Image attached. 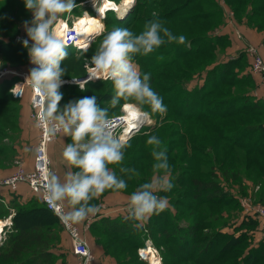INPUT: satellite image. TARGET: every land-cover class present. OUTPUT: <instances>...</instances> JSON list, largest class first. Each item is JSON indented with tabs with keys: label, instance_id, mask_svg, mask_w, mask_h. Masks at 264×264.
<instances>
[{
	"label": "trees",
	"instance_id": "obj_1",
	"mask_svg": "<svg viewBox=\"0 0 264 264\" xmlns=\"http://www.w3.org/2000/svg\"><path fill=\"white\" fill-rule=\"evenodd\" d=\"M201 1L207 3L206 0ZM213 1H210L211 5H214ZM249 2L252 7L247 11V22L258 29H263L264 0H249ZM201 5L200 0H184L181 4L173 7V9L180 10L183 8L181 10H185V12L190 10L182 15V19L188 24L189 29L195 28V30L190 32L186 39L192 43L203 45V51L200 52V55L206 56V54L210 55L209 51L214 53L215 47L220 44L221 40H223L221 43H227V39L226 36H212L208 34L207 28H202L207 24L208 20L212 21L214 8L204 9L200 8ZM240 5L241 3L237 2L233 7L237 9ZM173 9L168 15L170 20L174 16ZM114 15L116 16L115 13L107 14L104 23H107L108 18ZM9 23H12V21L0 17V27L4 28L5 24L9 25ZM101 36L102 34L98 38ZM177 46L175 44L172 45L174 49ZM6 47L11 49L10 44L0 42V53ZM67 48L76 49L75 47ZM239 58L218 63L207 69L202 83L191 89L183 87V84L177 81H173L167 87L164 86L162 88L163 93L169 95L165 96L163 103L172 105L171 109H168L169 114L181 121H178L177 125L171 122L156 129L159 120H162L163 117L160 115L158 118L155 117L157 120L156 124L144 127L134 135L141 136V139L137 140L133 146H130V153H126L127 157L125 156L123 163L116 165V173L123 175L124 172L121 171V168L132 169L137 161L147 157L146 161L139 165V169L134 175V179H136L134 188H139L138 186H140L141 182H145L147 180L146 177L153 172L152 165L155 163L151 155L153 146L148 145L146 141L152 131L159 130L156 136L164 142L163 147L167 149L168 162L172 168V183L174 187L169 193L180 192L179 194H181L179 195L180 197L169 199V204L175 208V211L168 207L159 215H152L144 224L128 219V215L113 218L101 217L90 223L89 229L92 235L98 238L97 241L102 244L105 252L116 259V264H133L132 261H120V251L125 252L119 248L122 244L136 252L137 264H147L137 252L139 248L145 247L147 240L151 241L152 245L159 250L163 264H181L184 258L196 264H203L204 260L202 257L204 255L202 254L211 252L213 249L214 256L208 261V264H264V238L261 236V239L254 241L258 220L242 215L239 223L230 222L229 220L233 219L241 208L238 198L234 195L235 193H232L233 191L228 192L227 188L223 187L225 184L214 173L210 179L201 180L188 170L187 165L181 167L180 165L190 157L188 151L191 147H187L186 141L181 140L179 137V139L174 138V136H180L183 131L186 132L187 129L189 133L186 134L190 136L188 140L194 144L192 146L193 151L201 152L204 149L201 147L204 144L201 143L203 138L201 139L200 137L202 127L205 123L212 121L211 125L207 126V131H209L207 133L214 148V160L218 161V164L216 163L218 166L216 171L220 172L226 183L235 182L240 185L242 179H250L251 177L253 188L254 186H259L256 191L257 195H254L256 201H264V159L254 158V156L264 158V149L255 145L259 139H264V124H261V122H249L247 124H229L224 127L217 126L214 128V122L219 121L220 118L224 120L225 118L232 119L241 114L247 116L260 114L264 110V101L256 99L250 94L223 95L212 102H208L209 99H207L208 97L214 98V87L224 84L225 75L231 62L239 60ZM183 72L187 74V71ZM1 80L0 88L4 85V87L6 86L10 89L17 78L9 77V79ZM92 81L86 83L84 88ZM63 86L77 87V85L72 84H62L61 87ZM101 97L105 99L107 95L103 93ZM214 109L221 112L219 118L218 115H214ZM167 118L169 119L168 115ZM203 120L205 122H202ZM187 122H191L189 127L185 125ZM249 135L255 136L253 145L242 143L241 148L245 153H235L233 146H236L239 140L241 141V139L243 140ZM131 139L132 137L126 144ZM179 141L181 143H178ZM206 150L209 149L206 148ZM239 162H241V166ZM130 183L133 185V181H130ZM169 193L164 192V195ZM244 193L241 192V194ZM241 194L239 193V195ZM35 200L38 199L36 198ZM10 202L9 205H6L5 201L0 197L1 220L12 213L9 211L10 209L13 211L12 224L4 230L5 236L0 244V261L3 264H51L52 259H54L53 249L59 240L60 228H58L57 220L54 218L57 215L47 209L39 200V204L34 201L36 203L35 206H24L18 202ZM204 204H213L216 207L224 208L226 210V218L223 217L222 208L219 212L214 210V223L219 222L220 219H225L223 222L229 224L233 231L231 233L228 231L227 233H222L223 230L217 228L211 234L203 233L207 226L204 225L201 217L210 216V209L200 211ZM185 210L195 214L196 218H192L190 222H183L180 217ZM98 232L105 235H100ZM222 234L226 235L223 240L219 239ZM158 239L161 244L156 241ZM112 245L115 246L113 247Z\"/></svg>",
	"mask_w": 264,
	"mask_h": 264
},
{
	"label": "rangeland",
	"instance_id": "obj_2",
	"mask_svg": "<svg viewBox=\"0 0 264 264\" xmlns=\"http://www.w3.org/2000/svg\"><path fill=\"white\" fill-rule=\"evenodd\" d=\"M78 0H76L77 2ZM117 1V3H120L122 0H114ZM124 1V0H123ZM184 0H133L130 4V7L127 11V13L123 15H114L108 18L107 23H103V30L100 34L102 36L98 38V36H94L90 38V41L80 49H74V48H67V51L69 53V56L61 62V67L65 69V75L62 77L63 80L65 79H72L79 77V75H82L83 72L85 73L84 63L86 60H90L91 57L95 54L97 51L103 37L107 35L108 32H110L113 27H122V28H128L132 30L137 35L144 30L145 24L153 19H159L163 22V25L167 27L174 35L177 37L180 35L187 36L190 32L194 31L195 28L189 29L188 24L182 19V15L190 10H180L173 9L177 4H181ZM211 0H206L207 3H203L200 0V8L204 9H212L214 8V16L212 17V21L208 20L207 24L203 26L202 28H207L208 34H210L212 31L214 32V35H216L222 27H226V25H229L231 27V37H238L239 39L243 38V34L241 31L235 26L234 22L236 23V20H245L246 23L247 18V11L251 9L252 4L249 2V0H214L212 3L214 5H211ZM241 3L239 8L234 9L235 3L237 4ZM209 3V4H208ZM234 3V5H233ZM183 7V6H182ZM192 8V7H191ZM83 7L79 6L76 7L70 15H78L81 13ZM173 9V18L170 20L168 19L169 12ZM193 9V8H192ZM155 12L157 14L156 17H153L152 13ZM110 15L112 13H109ZM68 13H65L62 15V17L67 16ZM69 15V16H70ZM87 16H90L89 18L84 17L86 20L90 18H97L94 14H87ZM0 17L2 19H8L9 21H12V23H9V25L5 24V27H0V42L10 44L11 49L4 48L2 53H0V68H9V69H15L22 72L30 73V69L32 67H35L30 63V57H29V51L27 48L23 46L22 40L23 39H29L26 33V30L24 28V22L30 21L32 19V13L26 10L24 0H0ZM259 19V18H257ZM99 20V19H98ZM6 23V22H5ZM99 23L101 25V22L99 20ZM234 26H232V24ZM249 24V23H248ZM238 26V25H237ZM255 28V26H252ZM166 39V38H165ZM227 39V37H226ZM223 40L220 41V44L216 46L214 53L209 51V54H206V56H201L200 52L203 51V45L199 43H192L188 39L184 43H178V42H171V43H165L160 48L156 49L153 53L142 56V55H134L133 61L139 66V69L141 73H151V80L150 84L152 89L157 92L163 99H165L166 93H163L162 88L165 86L167 87L169 84L173 83V81H177L183 84V87H187L188 89L191 86L199 85L201 82V78L206 74V70L211 68L212 66L227 62L231 59L239 58V60L232 61L230 64L229 69L226 73V79L224 81V84L222 86L214 87V98H207L209 99L208 102L214 101V99H219L223 95H239V94H250L252 97L256 99H261L264 101V94L260 93L258 88H261L260 85V77L259 75L253 73L251 71V56L247 53V48L250 46L248 44H245L243 47L235 49L233 52L226 51V48H228L229 42L227 39V43H221ZM20 43V44H19ZM178 45L175 49L172 47V45ZM18 45V46H17ZM32 41L29 39V47H31ZM253 47H257L261 49V45L255 44L252 45ZM260 51V50H259ZM261 54V53H260ZM209 55V56H208ZM262 56V55H261ZM176 57V58H174ZM263 58V56H262ZM264 60V58H263ZM211 63V64H210ZM205 66V67H204ZM232 69V73H231ZM183 71H187L183 72ZM11 77L10 75L5 76L2 80L9 79ZM1 80V81H2ZM232 82V83H231ZM235 82V84H233ZM60 93L62 94L63 98L60 101V108L63 109L65 105H67L69 102L75 101L78 98H82L85 96H93L95 95L97 97V103L103 108L108 109V114H119L120 113V107L122 104L126 103L123 99L120 100L119 104H117L115 107H112L110 104V101L112 97L115 95V90L113 86V82L111 80H103V79H95L94 81L90 82L88 86L84 88V90H81L78 86H63L59 89ZM166 92V91H165ZM105 93L107 97L103 99L101 95ZM25 96V95H24ZM22 97L20 99L13 98L11 95L10 89H8L6 86H1L0 88V171L3 170H10L9 172L15 170L19 165L24 166V162L28 160V158L31 156L33 149V134L34 130L30 126L28 129L22 133V129L18 124V117H19V111L22 105L26 102L25 97ZM164 101V100H163ZM134 102V101H133ZM168 109L172 107L170 104H165ZM141 111L147 112L153 120V126L156 124L157 120L155 117L158 118V116H162L163 119L159 120V124L156 129H159L162 127V125H167L173 122L175 125L178 124V120L174 118L171 114H169V111H167L163 114L160 113H154L151 110V107L149 105H141L138 106ZM214 115H218V118L220 117V111L214 109ZM167 115L169 119L167 118ZM166 118V120H164ZM202 122H205L203 120ZM249 122L252 123H259L264 124V110L263 112H260V114L256 115H239L237 117L225 118L222 120L221 118L219 121L214 122V128L224 127L225 125L233 124L238 125L240 123L247 124ZM165 123V124H164ZM191 122L185 123L187 127H189ZM212 121H209L208 123H205L202 127V132L200 134L201 137V152H195L193 151L192 146L194 144L191 143V141L188 140L190 137L186 133H189L186 129V132H182L180 136H174L176 139H181L186 141L187 147H191L188 151V154L190 157H188L184 163H182L180 166L184 167L187 165L188 170L192 172L193 174L197 175L201 180H208L212 177L213 173L216 175V177L225 184V188H227L228 192L235 193L234 195L237 196H250L254 199L255 202L257 194V190L250 179H242L241 184L238 185L235 182H227L221 177L220 172L216 171L218 169V161L214 160V148L211 145V141L208 138L207 126L211 125ZM151 131V130H150ZM149 131V132H150ZM157 131H152L149 136L151 135H157ZM27 132V134L25 133ZM60 135H63L62 133ZM135 135V134H134ZM132 136V139L129 141V145L133 146L134 143L137 140H140L141 136L136 135ZM179 137V138H178ZM67 143H71V137H67ZM70 138V139H69ZM255 140V136L249 135L245 139H241V141L237 143L236 146H233L234 152H244L241 148L242 143H248L253 145V142ZM244 141V142H243ZM178 143H181L180 141ZM164 144V142H163ZM191 145V146H190ZM256 146L262 147L264 149V139H259L257 141ZM230 147L229 145H227ZM212 147V148H211ZM130 147H126L124 149V154L126 156V153H130ZM178 148V147H177ZM208 148L209 150H206ZM127 157V156H126ZM146 158H143L140 161H137L135 163L136 171L139 169V165L141 163L146 161ZM256 159H264L259 158L258 156H254ZM217 163V164H216ZM241 166V162H239ZM111 170H113L118 178H122L126 180L128 187L126 190H106L98 199H94L91 201V203L96 204L99 207V212L101 210L100 203L103 201V198L110 194H117L120 193L125 196L131 195L134 191H136L138 188H134V182H136V179H134V173H124L123 175H118L115 171L116 165H109L108 166ZM192 170V171H191ZM71 171H78V169L71 168ZM2 173V172H1ZM162 175L163 173H154L152 172L151 175L147 176V180L145 182H149L153 175ZM177 174V173H175ZM146 175V174H145ZM131 176V178H129ZM145 178V179H146ZM171 181L173 179V176L170 177ZM138 180V179H137ZM130 181H133V185L130 183ZM141 182V184L145 183ZM140 184V185H141ZM236 184V185H234ZM139 187V186H138ZM182 191V190H181ZM241 192H245L244 194H241ZM9 193H4L5 195H9ZM30 193V192H29ZM169 193V192H168ZM178 193H169L167 195H164V192L157 193L159 196H166L169 199L174 197H180ZM239 193L241 195H239ZM29 196L25 200H18L17 196H12L8 201L4 200L6 205L13 202H18L21 205H27V206H35L36 201L38 204V197L34 194H28ZM38 200H35V199ZM4 199V198H2ZM29 201V202H28ZM259 203V202H257ZM37 204V205H38ZM240 205V203H239ZM241 207V206H240ZM169 208L173 211H175V208L170 206ZM222 207H216L213 204H204L200 211L210 209V216H204L201 217L202 221L204 222V225H206V229H204L206 234L213 233L217 228L222 229V233H227L229 229L232 227L229 226V224H226L225 219H220L219 222L214 223V210L220 211ZM179 209V208H177ZM68 207L65 206V211H68ZM12 212V209L9 210ZM97 213V215L99 214ZM223 217L226 218V210L222 208L221 210ZM101 213V212H100ZM189 210H185L184 214L181 215L180 219L183 222H190L192 218H196L195 214H189ZM232 213V212H231ZM242 208H240V211L233 217V219L229 220L230 222L237 223L239 221V218L241 217ZM218 214V213H217ZM54 216V214L52 213ZM54 218L57 220L58 228H60L59 231V240L56 242V246L53 249V255L54 259H52L51 264H66V256L68 255L67 248H68V233L67 230L63 227L60 219L56 216ZM1 219V218H0ZM224 223V224H223ZM223 224V225H222ZM55 227V226H54ZM7 229V228H5ZM233 231V230H232ZM5 231H3L4 233ZM0 234V244L2 243L4 239V234ZM231 233V232H229ZM65 234L67 236H65ZM100 235L101 234L98 232ZM94 236V235H93ZM95 237V236H94ZM226 238V235L222 234L219 236V239L223 240ZM95 240L97 241L98 238L95 237ZM158 244H161V241ZM221 245V244H220ZM113 247L115 245H112ZM120 246V245H119ZM119 248L124 250L125 252L120 251V261L126 260V261H132V263L137 264V254L134 250L130 249L126 245H121ZM214 248V247H213ZM153 254L157 256L154 252ZM204 255L202 258L204 260L203 264H208V261L211 260V258L214 256V249L211 252L203 253ZM146 257V256H145ZM149 260V263H151L150 257H146ZM159 258L157 264H159ZM214 261V260H213ZM181 264H196L195 262L185 259L181 261ZM148 263V264H149ZM0 264H3V262L0 261Z\"/></svg>",
	"mask_w": 264,
	"mask_h": 264
},
{
	"label": "clouds",
	"instance_id": "obj_3",
	"mask_svg": "<svg viewBox=\"0 0 264 264\" xmlns=\"http://www.w3.org/2000/svg\"><path fill=\"white\" fill-rule=\"evenodd\" d=\"M24 4L32 13V19L24 22L32 45L29 47V39H23L22 43L29 51L30 63L35 66L30 69L27 80H31L32 87L47 100L40 120L48 125L49 136L62 133L71 137V143L64 148L63 159L70 169H78L68 172L63 183L59 175L48 171L45 199L63 223L77 224L99 212V207L91 201L106 190L127 189L126 180L118 178L108 166L121 165L125 159L124 149L131 145L114 134L108 109L98 105L95 95L78 98L60 108L63 96L59 89L65 75L61 62L69 53L55 25L63 14H70L78 7L76 0H24ZM152 15L157 16L155 12ZM185 41V36L177 37L158 18L148 21L138 35L128 28L113 27L91 57L93 75L113 82L115 95L110 101L111 106L115 107L123 99L126 102L123 108L132 110L135 117L139 115L138 106L141 105H149L154 113H165L167 107L163 98L151 87V73H141L132 57L137 54L147 56L166 42ZM80 87L84 90L82 85ZM14 89L13 94H17ZM146 143L153 146V172L163 174H154L130 196L127 218L141 224L169 207L168 198L157 193L169 192L174 187L170 179L172 168L162 140L151 135ZM121 171L136 173L135 168H121ZM65 206L68 211H64Z\"/></svg>",
	"mask_w": 264,
	"mask_h": 264
},
{
	"label": "built area",
	"instance_id": "obj_4",
	"mask_svg": "<svg viewBox=\"0 0 264 264\" xmlns=\"http://www.w3.org/2000/svg\"><path fill=\"white\" fill-rule=\"evenodd\" d=\"M123 3V0L120 3H117V1L114 0H80L79 2H77L78 7H83L80 14L76 16L70 14L65 17L61 16L59 21L56 22L55 27L58 36L65 40L67 47H75L77 49L83 48L90 41L92 32L100 34L103 30V23L105 18L101 17L102 15L99 14V11H104L106 15L109 13H115L116 15H118L115 7L120 6ZM130 4L131 3L127 4V8L130 7ZM91 13H94V15L97 16V18L101 22V26L94 29V31L86 33L87 35L85 39H83V41H80V33L76 28L75 22L79 20L77 18L80 15ZM247 53L251 56L252 59L251 71L259 75L260 83L264 87V60L260 54L259 48L250 45L247 48ZM93 67L94 66L91 64V59L86 60L84 63L85 73L82 76L76 77V79H65V81H67L68 83L63 84H73V82H75L74 84L79 88H81L80 85L84 87L85 84L89 81L97 79L92 73ZM7 75L17 78V80L12 84V87L10 88V92L14 98L20 99L26 93L29 94V116L36 126L37 139L32 149V167L30 169H27L25 166L19 165L11 174L0 176V191L6 189L7 191L15 192L18 190L21 183H25L29 187L31 193L36 195L39 201H41L47 209L53 211L57 215V213L52 207L49 206L45 199L44 186L46 184L45 176L47 172L52 171V164L49 158L48 149L51 143H53L61 133H58L55 137H51L47 134L46 129L48 125L40 120V114L46 108L47 100L46 98H43L41 94L32 87L31 80H27L30 73L18 71L15 69L0 68V80ZM99 79L110 80L104 79L103 77ZM13 88H15L14 90L17 94H13ZM124 104L121 105L119 114L109 115V118L112 121L114 134L117 136V138L122 137L124 141L127 142L142 128L150 127L153 124V120L147 112L141 111V109L139 111V115L135 119H133L131 113H126V109L123 108ZM127 115H130L129 118L127 117ZM133 125H135V127H133ZM255 188L258 189L259 186L257 185L255 186ZM237 198L242 208V214L247 217L255 218L260 222L259 230L261 231L262 237L264 238V205L255 202L250 195L237 196ZM11 217L12 214L4 218V220L8 221V224L3 226L4 228H9L11 226ZM57 217L60 219L59 215H57ZM89 220L90 219H88L87 226L89 224ZM61 223L70 236L72 243V253L76 258V264H93L94 254L92 253L82 230L75 224L66 225L62 221ZM3 234H5V232ZM147 241L150 243H147L145 247L138 249L140 258L145 260L148 264L149 260L142 254V250L151 247L152 251L159 256V259L162 262L159 250L151 244V241Z\"/></svg>",
	"mask_w": 264,
	"mask_h": 264
},
{
	"label": "crops",
	"instance_id": "obj_5",
	"mask_svg": "<svg viewBox=\"0 0 264 264\" xmlns=\"http://www.w3.org/2000/svg\"><path fill=\"white\" fill-rule=\"evenodd\" d=\"M232 26H235L241 31V33L243 34V38L238 40V37H231V27L229 25H226V27H222V29L220 30V32H218L216 35H221V36H226L229 42L228 48H226V51L228 52H233L235 49L237 50L238 48H240L242 46L243 43V47L245 44L248 45H255V44H260L261 45V49L260 53L264 58V28L263 29H258V28H254L252 27L253 25H250L248 23L245 22V20H236V23L234 22L231 23ZM238 25V26H237ZM212 36H214V32L212 31L210 33ZM77 49V48H76ZM205 76V75H204ZM203 76V78H204ZM203 78H201V82L199 83V85L202 83ZM260 80V79H259ZM261 88H258L260 93L264 94V87L262 85H260ZM194 86H191L189 89H191ZM28 97H25L27 96ZM25 99L26 102L22 105V107L20 108L19 111V117H18V124L22 129V133H24V131L26 129H28V127L30 126L31 128H33L34 130V134H33V144L32 146L35 145L36 143V139H37V129L36 126L33 122V120L30 118L29 116V94L26 93L25 94ZM27 134V132H25ZM66 143H67V138L64 135H59L58 138L51 143V145L49 146L48 149V154H49V158L51 160V164H52V171H54L55 174L60 176L61 182H64L65 176L68 172L71 171V169L69 168V166L67 165L66 161L63 159V151L64 148L66 147ZM31 156L28 158V160H26L24 162V166L27 169H30L32 167V160H33V150L32 153L30 154ZM10 170H3L0 171V176H6L11 174L13 171L9 172ZM2 172V173H1ZM31 191L29 189V187L25 184V183H21L19 185V188L17 191H15L14 193H10L8 196L5 195L4 193H9V191H7L6 189H3L2 191H0V197L4 198L3 200H9L12 196H17L18 200H25L30 194ZM32 194V193H31ZM130 196H125L122 195L120 193H113L110 195H107L103 198V201L100 203V206L102 207L99 214L95 215V216H90L89 218H87L86 220H84L83 222L77 223L75 225H77L83 232L84 237L86 238L89 247L92 251V253L94 254V261L93 264H116V259L108 254L107 252H105L104 247L102 246V244L98 243V241L95 240V237L92 235L90 229H89V225L92 221L97 220L101 217H117V216H126L128 215V203H129V199ZM260 204L264 205V201L260 202L258 201ZM242 214V213H241ZM243 215V214H242ZM241 215V216H242ZM13 216V214H12ZM89 220V224L87 226V222ZM240 218L239 221H237V223L240 222ZM147 221V220H146ZM146 221L142 222V224H144ZM140 223V222H138ZM141 224V223H140ZM259 225L260 222H257V227L254 233V241H258L259 239H261L262 237V233L259 230ZM233 228L229 229L228 232H232ZM68 233V232H67ZM69 235V234H68ZM65 236H67L65 234ZM150 243V242H146ZM152 244V243H151ZM68 248H67V252L68 255L66 256V264H76V258L72 253V243H71V239L70 236H68ZM138 252V250H137Z\"/></svg>",
	"mask_w": 264,
	"mask_h": 264
},
{
	"label": "bare ground",
	"instance_id": "obj_6",
	"mask_svg": "<svg viewBox=\"0 0 264 264\" xmlns=\"http://www.w3.org/2000/svg\"><path fill=\"white\" fill-rule=\"evenodd\" d=\"M132 1L133 0H124L123 4H121L120 6H116L115 9L118 12V15H123V14L127 13L128 9H129V8H127V4L131 3ZM107 4H105V5H107ZM91 14H94V13H91ZM99 14L102 15L101 17H104V18L106 17V14L104 11H102V12L99 11ZM84 17L89 18L90 16H87V14H82L77 18L79 20L75 22L76 28L79 30V33H80V35H79V37L81 38L80 41H83V39H85V37L87 35L86 33L90 32V31H94V29L101 26L98 19L90 18V19L86 20ZM77 19H75V20H77ZM72 79H76V78H72ZM63 83H68V82L63 80ZM74 83L75 82H73L72 85H75ZM139 111H140V109H139ZM131 112H132V110L126 109L127 114H129ZM129 116L130 115H127L128 118H129ZM7 224H8V221H6L4 219L3 220L0 219V234L5 229L3 226L7 225ZM142 254L146 257H150L151 263H149V264H157L159 256L158 255L155 256L153 254L151 247L148 249L145 248L144 250H142ZM159 264H162V262L160 260H159Z\"/></svg>",
	"mask_w": 264,
	"mask_h": 264
},
{
	"label": "water",
	"instance_id": "obj_7",
	"mask_svg": "<svg viewBox=\"0 0 264 264\" xmlns=\"http://www.w3.org/2000/svg\"><path fill=\"white\" fill-rule=\"evenodd\" d=\"M100 34H96L95 32H92L91 34V38L94 37V36H99Z\"/></svg>",
	"mask_w": 264,
	"mask_h": 264
},
{
	"label": "snow or ice",
	"instance_id": "obj_8",
	"mask_svg": "<svg viewBox=\"0 0 264 264\" xmlns=\"http://www.w3.org/2000/svg\"><path fill=\"white\" fill-rule=\"evenodd\" d=\"M132 117H133V119H135V118H136L134 113H132Z\"/></svg>",
	"mask_w": 264,
	"mask_h": 264
}]
</instances>
